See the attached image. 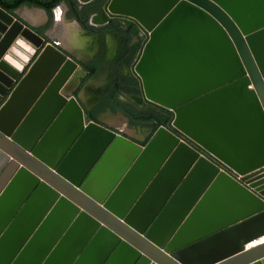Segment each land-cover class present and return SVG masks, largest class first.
Listing matches in <instances>:
<instances>
[{
    "label": "water",
    "instance_id": "1",
    "mask_svg": "<svg viewBox=\"0 0 264 264\" xmlns=\"http://www.w3.org/2000/svg\"><path fill=\"white\" fill-rule=\"evenodd\" d=\"M105 14L144 32L134 70L169 128L90 119L79 63L0 7V264H264V0Z\"/></svg>",
    "mask_w": 264,
    "mask_h": 264
},
{
    "label": "flooded vegetation",
    "instance_id": "2",
    "mask_svg": "<svg viewBox=\"0 0 264 264\" xmlns=\"http://www.w3.org/2000/svg\"><path fill=\"white\" fill-rule=\"evenodd\" d=\"M76 2L79 9L87 8V11L93 10L89 14H87L86 10L84 12L85 21L86 14L88 17L87 27L77 18L69 17L70 8L65 1L58 4L53 9V13L56 14L57 9L66 7V11H68L66 13L67 18L77 22L80 30L87 33L91 40L94 38L93 43H90L88 47L81 45L68 48L62 46L59 42L56 43L55 40L53 41L50 32L55 22L52 24L53 21L50 20L51 15L44 9V13H47L49 17L47 16L44 21L39 23H31L20 14L21 10L39 7L24 5L13 12H9L14 13L17 17L21 16L32 24L31 27L34 31L47 39L46 43L55 42L68 56H70L69 54H74L75 58H73L79 63L80 71L74 79V84H77V86L73 93L78 96L81 105L90 119L99 121V119L94 117L97 116L98 118L108 113V111L114 112L113 106L120 102L133 115L137 113L145 114L151 120L131 124L130 117L123 111V123L125 122V124L131 127H141L144 129V132H149L151 137L152 133L160 126L169 128L170 113L144 100L140 80L134 70V65L141 50V44L146 38L138 23L123 16H114L109 17L108 21L103 24H96L94 23V17L105 14L108 0H76ZM26 25L28 24L26 23ZM110 40H113V44ZM88 67H96L95 73L92 74ZM95 81H98L100 84L93 94H90L89 102L92 105L89 108L80 95L87 86H90ZM100 123L102 122L100 121Z\"/></svg>",
    "mask_w": 264,
    "mask_h": 264
},
{
    "label": "bare ground",
    "instance_id": "3",
    "mask_svg": "<svg viewBox=\"0 0 264 264\" xmlns=\"http://www.w3.org/2000/svg\"><path fill=\"white\" fill-rule=\"evenodd\" d=\"M20 14L31 23H39L45 20V14L43 10L39 8H35L31 10L30 9L21 10ZM55 15H56L55 25L52 28L50 35L52 37H58L60 44L64 47L69 48L72 46H78V43H80L82 39V37L79 35L80 32L79 24L73 21L72 19L69 20L67 18L65 7H61L57 9ZM110 41L113 44V40ZM73 86H74V82L69 86V88L72 89ZM88 98H89L88 95H84L85 100H88ZM113 124L115 126H120L123 125V121H115L113 122ZM142 264H149V263L143 262Z\"/></svg>",
    "mask_w": 264,
    "mask_h": 264
},
{
    "label": "trees",
    "instance_id": "4",
    "mask_svg": "<svg viewBox=\"0 0 264 264\" xmlns=\"http://www.w3.org/2000/svg\"><path fill=\"white\" fill-rule=\"evenodd\" d=\"M62 1H65L69 8V17L77 18L80 22H82L86 27H87V14H89L92 9L87 11V8L84 9H79L78 4L76 0H0V7L8 10V11H14L24 5L28 6H35L42 8L46 10V12L51 15V21H52V13L53 9L60 4ZM87 11L86 16V21L84 20V12ZM96 67H88V69L92 72V74L95 73ZM117 98V97H116ZM115 110H122L124 111L131 119V124H137V123H143V122H148L151 121L149 120V116H146L145 114H139L137 113L136 115H133L131 111H129L128 108L124 107L120 102L117 103V105L113 106Z\"/></svg>",
    "mask_w": 264,
    "mask_h": 264
},
{
    "label": "crops",
    "instance_id": "5",
    "mask_svg": "<svg viewBox=\"0 0 264 264\" xmlns=\"http://www.w3.org/2000/svg\"><path fill=\"white\" fill-rule=\"evenodd\" d=\"M44 12V11H43ZM92 38V37H91ZM90 39V37H89ZM94 38H92V40H88L89 41V44L90 43H93ZM56 41L60 43L59 41V38L58 37H53V41ZM84 45V44H83ZM78 46H79V43H78ZM72 47H76V46H72ZM70 56L74 57V54H69ZM75 58V57H74ZM99 82L98 81H95L93 82L90 86H87L81 93L80 97L82 98V100H84L85 104L87 105V107H91V103L89 102L90 100V94L92 95L93 92L95 91V89L99 86ZM77 86V84H74L73 88L75 89ZM72 88V90L74 91V89ZM76 90V89H75ZM92 90V91H91ZM86 91V92H85ZM91 91V92H90ZM72 92V91H71ZM84 95H88V100H85L84 99ZM123 111L122 110H115L114 109V112H110L108 111V113L104 114V115H101L96 119H99V121H101L104 125L108 126V127H111L112 129L118 131V132H121L123 134H125L126 136L138 141L139 143H144L146 144V142L149 141L150 137H151V134L149 132H144V129H142L141 127H138V126H134V127H131L130 125L128 124H125V122L123 123V125H120V126H115L113 124V122L115 121H111L113 120L112 118H117L116 121H118V119L124 117L123 116ZM115 120V119H114ZM107 121V122H106ZM124 127V128H123ZM131 127V129H130Z\"/></svg>",
    "mask_w": 264,
    "mask_h": 264
},
{
    "label": "rangeland",
    "instance_id": "6",
    "mask_svg": "<svg viewBox=\"0 0 264 264\" xmlns=\"http://www.w3.org/2000/svg\"><path fill=\"white\" fill-rule=\"evenodd\" d=\"M22 9V8H21ZM31 9V8H30ZM65 9H67L66 7H65ZM68 11H66V13H67ZM45 14V18H47V16L49 17V15L47 14V13H44ZM55 20H56V15H55V13H53V17H52V24H54V22H55ZM79 35L82 37V39H81V41H80V43H79V46H80V44L82 45V46H89V41L88 40H90L89 39V37H88V34L87 33H85L83 30L81 31L80 30V32H79ZM84 44V45H83ZM113 120H111V121H116V119L117 118H112ZM115 119V120H114ZM118 121H122V118H120V119H118ZM130 129H131V127H130Z\"/></svg>",
    "mask_w": 264,
    "mask_h": 264
},
{
    "label": "built area",
    "instance_id": "7",
    "mask_svg": "<svg viewBox=\"0 0 264 264\" xmlns=\"http://www.w3.org/2000/svg\"><path fill=\"white\" fill-rule=\"evenodd\" d=\"M256 244V243H255ZM251 246H254V243H253V245H251Z\"/></svg>",
    "mask_w": 264,
    "mask_h": 264
}]
</instances>
